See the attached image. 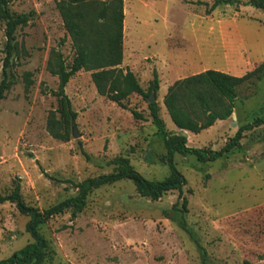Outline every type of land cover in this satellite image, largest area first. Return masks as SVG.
<instances>
[{"label":"rangeland","instance_id":"374dc122","mask_svg":"<svg viewBox=\"0 0 264 264\" xmlns=\"http://www.w3.org/2000/svg\"><path fill=\"white\" fill-rule=\"evenodd\" d=\"M61 1L9 0L13 13L35 15L16 31L9 69L14 84L0 101V194L19 184L23 202L40 211L77 196L82 182L113 173L118 157L150 181L166 179L164 141L179 134L163 105L167 88L206 70L241 77L264 65V10L244 5L249 0L222 4L210 14L206 10L214 0H124L121 68L144 90L157 72L154 102L162 127L152 122L147 99L131 94L123 109L98 95L90 72L82 70L65 88L77 113L70 139L56 140L47 120L58 107V78L48 62L54 64L57 53L67 64L73 58ZM4 45L0 21V81ZM257 118H264V76L237 88L229 119L199 134L187 131L186 146L219 151ZM172 160L186 180L184 220L205 249L206 263L264 264V125L244 132L216 161L202 163L177 153ZM178 195L170 191L152 201L128 180L93 188L76 218L67 210L39 226L48 245L43 264H201V251L181 228ZM28 219L15 204H0V261L32 242Z\"/></svg>","mask_w":264,"mask_h":264},{"label":"trees","instance_id":"16d2710c","mask_svg":"<svg viewBox=\"0 0 264 264\" xmlns=\"http://www.w3.org/2000/svg\"><path fill=\"white\" fill-rule=\"evenodd\" d=\"M124 0H62L59 14L63 27L71 41L73 58L70 64L65 62L62 55L55 54L54 64L48 62L51 75L58 78V89L55 96L58 98V107L52 111L47 120V130L56 140L68 142L72 124L77 113L72 109L71 102L65 93L70 78L79 71L90 72L92 83L98 95L107 98L117 106L127 109L124 101L131 95L137 94L148 99L151 94L156 95L159 90L157 72L153 71V79L147 90H144L136 80L134 74L128 69L121 68L123 62V24ZM228 4L238 6L239 0H214L211 7L206 10L210 14L218 6ZM244 5H250L264 10V0H249ZM35 12L16 14L9 8V0H0V21L4 23L5 45L2 61V79L0 81V101L14 84L9 69L12 58L17 51L16 31L25 27L34 19ZM264 76V65L241 77L231 76L214 70L185 77L175 81L167 88L163 98V105L170 116L174 126L179 130L178 135L166 137L164 144L167 149V162L169 176L162 181H150L144 178L130 164L127 158L118 157L112 161L115 166L113 173L88 179L77 185L78 194L74 198L63 201L51 208L40 211L35 207L26 205L21 196L20 186L16 184L10 194H0V204H15L21 215L28 217L26 232L31 236L32 242L11 257L1 260L0 264H43L47 254V242L39 233V226L49 219L71 210L72 219L76 218L86 203L88 193L103 185L114 184L118 181H131L136 192L152 201L161 199L170 191H177L178 201L182 200L181 228L194 240L201 251V264H207V253L200 245L194 234L184 220L187 212V201L182 196L186 180L176 169L172 157L174 153L191 154L199 162H213L236 147L244 132L251 131L264 125V118H257L252 123L243 125L232 140L221 150L195 149L186 146V137L180 135L181 131L199 134L209 129L217 121L229 119L234 110L237 98V88L256 79L260 81ZM31 73L24 75L25 91L32 86ZM152 122L162 127L159 117V107L156 102L148 104ZM136 119H142L141 114L131 110ZM177 203L174 205L176 208ZM244 264H250L244 262Z\"/></svg>","mask_w":264,"mask_h":264},{"label":"water","instance_id":"95a60500","mask_svg":"<svg viewBox=\"0 0 264 264\" xmlns=\"http://www.w3.org/2000/svg\"><path fill=\"white\" fill-rule=\"evenodd\" d=\"M148 103H153L155 101V98H154V94H151L148 99H147ZM181 136L183 137H187V131H181L180 133ZM74 137H77V134H73Z\"/></svg>","mask_w":264,"mask_h":264},{"label":"crops","instance_id":"0c3cea01","mask_svg":"<svg viewBox=\"0 0 264 264\" xmlns=\"http://www.w3.org/2000/svg\"><path fill=\"white\" fill-rule=\"evenodd\" d=\"M226 121V120H225ZM217 122H220V121H217ZM211 128V127H210ZM187 135H188V132H187Z\"/></svg>","mask_w":264,"mask_h":264}]
</instances>
